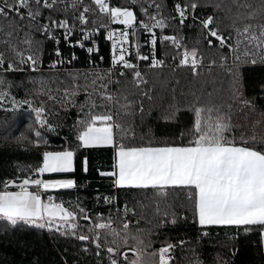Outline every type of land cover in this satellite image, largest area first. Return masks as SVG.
Wrapping results in <instances>:
<instances>
[{"label": "snow or ice", "instance_id": "snow-or-ice-1", "mask_svg": "<svg viewBox=\"0 0 264 264\" xmlns=\"http://www.w3.org/2000/svg\"><path fill=\"white\" fill-rule=\"evenodd\" d=\"M208 8L210 13L197 14ZM185 28L196 30L191 46ZM100 36L110 42L107 68L93 59ZM158 42L163 58L157 57ZM48 43L53 48L45 70ZM61 43L84 50L89 67H64L78 57L74 51L66 56ZM168 59L171 72H187L192 86L181 90L183 102L172 87L158 117L170 127L157 135L147 125L152 107L145 101L154 100L150 74L161 72ZM214 68L219 77L203 79ZM257 70L249 96L247 73ZM14 74L23 78L9 80ZM13 87L24 95L17 98ZM72 109V124L52 119ZM0 111L28 114L25 131L11 140L36 157L35 164L17 163L10 176L0 178V238L7 245L40 230L56 244L61 238L75 242L80 259L73 264H89L86 257L94 258L91 264H174L177 247L211 241V229L225 227L235 229L225 235L232 249L237 236L256 235L264 264V0H173L170 9L167 0H0ZM182 112L191 114L187 122ZM237 114L249 121L247 127L235 122ZM66 125L64 144L50 150L48 136ZM101 149L111 151L110 167L97 169L110 182V194L98 193L95 200L110 206L108 214L91 213L79 197L66 206L54 193L86 185L46 174L74 173L78 156L87 174L89 156L82 153ZM141 221L151 227H140ZM181 222L198 226L194 240L165 239L153 247L154 234ZM189 251L188 264H203L194 247ZM215 264L231 261L217 256Z\"/></svg>", "mask_w": 264, "mask_h": 264}, {"label": "trees", "instance_id": "trees-1", "mask_svg": "<svg viewBox=\"0 0 264 264\" xmlns=\"http://www.w3.org/2000/svg\"><path fill=\"white\" fill-rule=\"evenodd\" d=\"M88 2V0H86ZM173 0H167L168 8L172 7ZM202 11L210 13L211 8L206 10H197L198 15ZM227 23V22H226ZM223 27V25H222ZM171 33V32H170ZM186 36V43L191 46L193 43V38L195 37L196 30L184 29ZM61 48L65 54L68 55L69 49L61 43ZM52 43H48L45 46L44 53V64H48L49 56L48 53L52 50ZM106 49H102L100 54H105ZM76 52L81 56L80 62H77L76 65L81 66L85 60L86 56L78 50ZM208 55L207 52H205ZM220 74L219 68H214L211 75H208L205 70L203 79L212 81L213 78H218ZM63 76V72L60 73ZM259 75V70L256 72H249L247 76L250 78L246 86V93L251 96L254 94L253 85L251 79ZM23 78L22 74L9 75L8 79L13 81H19ZM150 80L155 82V87L152 92L154 97L153 102L145 101V107H152V114L147 120V125L151 126L157 135L160 134L162 130L170 125H166L162 119H158L161 116V113L164 111L166 105L171 101L172 93L171 89L174 86L176 88V98L183 102V97L180 96L181 90L187 92V90L192 86L191 77L187 72L178 71L172 73L170 67L164 68L159 73L150 74ZM176 80H179V84H176ZM81 83H83V78H81ZM199 87V84H196ZM149 87H153L150 83ZM213 85L209 83L207 85V90L211 91ZM12 94L17 96V98L24 95L23 90H18L13 87L11 89ZM45 99V97H41ZM84 95L81 93L77 97L78 101H83ZM47 105L50 108L55 109L56 106L53 105L51 101H46ZM76 111L72 109L69 112L59 111L58 115L52 117L53 120H66L67 125L72 124L75 119ZM191 117L190 113L182 112L180 119L182 122H187ZM234 120L238 124H244L246 127L249 121L244 119L243 114H237L234 116ZM29 122V116L26 112H17V113H5L0 111V178L10 176L16 166L19 164H35L36 157L34 152L25 151L23 148L18 147L15 143L12 142L11 137L19 135L20 132L25 131L27 123ZM67 125L63 130L59 132V135H49L48 139L52 145L50 150H60L64 144L63 137L68 135ZM258 131L260 129H257ZM141 131H147V127L141 129ZM8 139H5V137ZM90 151L82 153V155L89 156ZM81 157L76 158L75 172L69 174H55L47 175L46 178H75L79 185H86L84 187H78L73 190H61L54 193L57 199L64 200L66 206L68 201H75L77 197L80 198L82 206L87 208L91 213L102 212L105 215L108 214L110 206L104 205L101 200L99 204L96 203L95 197L99 193L100 195H108L109 192V181L106 179H101L98 175L97 169L94 168L89 163V171L87 174L83 173L81 170ZM134 194L130 193L127 197L131 203V198ZM125 200L123 193L120 194V205L122 206ZM179 211V209H177ZM114 211V208H113ZM190 212V210H189ZM130 219H134L131 218ZM81 224L85 223L80 221ZM140 227L147 228L151 225L146 224L144 221H141ZM235 233L234 228H225L218 227L211 229V241L204 240L201 244H189L186 245L183 249L177 247L174 250V264H188V258L193 256V253L189 251V248L194 247L196 253L199 256V259L203 264H215L217 256L222 260H229L231 264H261V261L249 259L246 256L247 243L246 239L251 238L253 234H248L245 236L241 234L236 237V240L232 243H235V249L231 248V245L228 240H226L225 235L232 236ZM198 234V226H193L191 222L189 223H179L175 227H166L162 230H159V234H154L152 236L153 247H159L160 242L165 241V239H170L172 242H176L180 238L184 239H193ZM74 241L72 243H65V239L61 238L59 244L52 242L48 238V234L41 232L40 230H35L34 232L19 236L18 242L13 245H7L6 241L3 238H0V264H6V262H14V264H33L35 260H39L40 264H63V260L67 259L69 264H73L74 260L80 259V257H75L74 253L76 248L74 247ZM65 248L67 251L65 252ZM235 252V255H232V252ZM131 255V254H130ZM91 264L93 257H86Z\"/></svg>", "mask_w": 264, "mask_h": 264}, {"label": "built area", "instance_id": "built-area-1", "mask_svg": "<svg viewBox=\"0 0 264 264\" xmlns=\"http://www.w3.org/2000/svg\"><path fill=\"white\" fill-rule=\"evenodd\" d=\"M198 14V12H197ZM103 31V30H101ZM157 33H159V30H156ZM172 31V29H167L166 30V34H170V32ZM145 35L146 34H141V37H140V43L142 45V52L147 54L148 53V46L144 44V39H145ZM72 39H75V36L72 37ZM97 44H98V48H99V55H96V54H93V59L99 64V67L100 68H107L109 66V62H110V42L106 41L103 36H100L97 40ZM67 48V46H65ZM106 49L107 51H105V54H100L101 50L102 49ZM68 49V48H67ZM70 50V49H69ZM76 50L82 52L84 54V56H86V60L85 62L81 65V66H78L76 65L77 62H80V55L76 52ZM70 51H74L77 55V59L75 61H73L71 64H67L65 65L64 67L66 68H71V69H79L81 71L87 69L89 67V64H88V61H87V53L80 49L79 47H76L74 49H71ZM134 51V49H133ZM65 54V53H64ZM67 56V54H65ZM102 56L104 57L103 61H100L99 57ZM157 57L158 58H163V45H160L159 42L157 44ZM171 64V60L168 59L166 61V67H168L167 65H170ZM143 66V64H142ZM44 69L47 70V67H48V64L46 65H43ZM174 252H173V256H174Z\"/></svg>", "mask_w": 264, "mask_h": 264}, {"label": "crops", "instance_id": "crops-1", "mask_svg": "<svg viewBox=\"0 0 264 264\" xmlns=\"http://www.w3.org/2000/svg\"><path fill=\"white\" fill-rule=\"evenodd\" d=\"M110 156H111L110 149L109 150L101 149V150L90 151L89 163L96 169L107 170L110 167V164H111ZM52 175H55V174H52ZM46 176H47V174H46ZM58 191H61V190H58ZM261 251H264V249H261ZM259 255L260 254H256L255 255V257L258 260H260V256ZM257 256H259V258Z\"/></svg>", "mask_w": 264, "mask_h": 264}, {"label": "rangeland", "instance_id": "rangeland-1", "mask_svg": "<svg viewBox=\"0 0 264 264\" xmlns=\"http://www.w3.org/2000/svg\"><path fill=\"white\" fill-rule=\"evenodd\" d=\"M257 239H258V237L254 234H253V236H251V238L246 239V243H247L246 256L249 257V259H251V260L252 259L256 260L255 255L259 254V252L257 250ZM259 256H257V257L259 258Z\"/></svg>", "mask_w": 264, "mask_h": 264}]
</instances>
